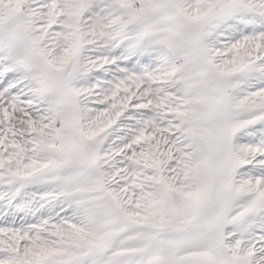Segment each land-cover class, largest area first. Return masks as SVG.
Here are the masks:
<instances>
[{
	"label": "snow or ice",
	"instance_id": "obj_1",
	"mask_svg": "<svg viewBox=\"0 0 264 264\" xmlns=\"http://www.w3.org/2000/svg\"><path fill=\"white\" fill-rule=\"evenodd\" d=\"M0 264H264V0H0Z\"/></svg>",
	"mask_w": 264,
	"mask_h": 264
}]
</instances>
